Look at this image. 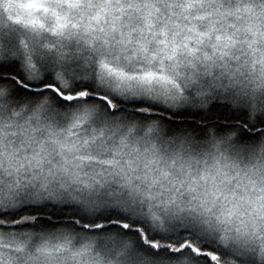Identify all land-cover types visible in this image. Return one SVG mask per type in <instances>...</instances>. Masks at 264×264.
Returning a JSON list of instances; mask_svg holds the SVG:
<instances>
[{"label":"snow or ice","instance_id":"6c2138e0","mask_svg":"<svg viewBox=\"0 0 264 264\" xmlns=\"http://www.w3.org/2000/svg\"><path fill=\"white\" fill-rule=\"evenodd\" d=\"M0 264H264V0H0Z\"/></svg>","mask_w":264,"mask_h":264}]
</instances>
